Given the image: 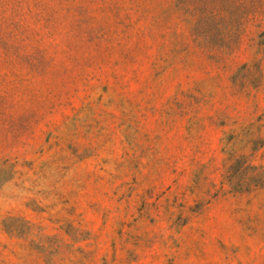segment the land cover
I'll use <instances>...</instances> for the list:
<instances>
[{
    "label": "rangeland",
    "instance_id": "1",
    "mask_svg": "<svg viewBox=\"0 0 264 264\" xmlns=\"http://www.w3.org/2000/svg\"><path fill=\"white\" fill-rule=\"evenodd\" d=\"M0 264H264V0H0Z\"/></svg>",
    "mask_w": 264,
    "mask_h": 264
}]
</instances>
